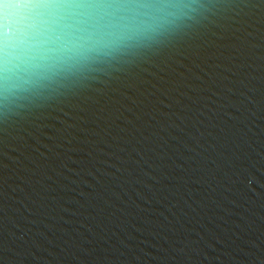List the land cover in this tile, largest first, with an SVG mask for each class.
I'll return each mask as SVG.
<instances>
[{
	"label": "water",
	"instance_id": "water-1",
	"mask_svg": "<svg viewBox=\"0 0 264 264\" xmlns=\"http://www.w3.org/2000/svg\"><path fill=\"white\" fill-rule=\"evenodd\" d=\"M200 3L152 50L0 98V264H264V0Z\"/></svg>",
	"mask_w": 264,
	"mask_h": 264
},
{
	"label": "clouds",
	"instance_id": "clouds-1",
	"mask_svg": "<svg viewBox=\"0 0 264 264\" xmlns=\"http://www.w3.org/2000/svg\"><path fill=\"white\" fill-rule=\"evenodd\" d=\"M0 0V25L4 6ZM43 14L0 27V98L16 103L152 50L198 22L200 0H40Z\"/></svg>",
	"mask_w": 264,
	"mask_h": 264
}]
</instances>
